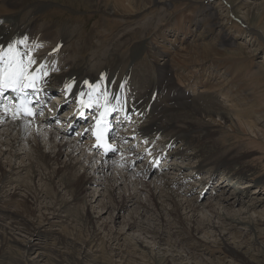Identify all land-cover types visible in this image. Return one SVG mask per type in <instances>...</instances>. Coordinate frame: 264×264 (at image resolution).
Wrapping results in <instances>:
<instances>
[{
    "label": "rangeland",
    "instance_id": "obj_1",
    "mask_svg": "<svg viewBox=\"0 0 264 264\" xmlns=\"http://www.w3.org/2000/svg\"><path fill=\"white\" fill-rule=\"evenodd\" d=\"M146 1L147 0H125L123 5H129L132 7L131 12L127 15L118 12L120 10L116 7V0H111L110 4L112 5V8L108 11L102 7L91 4L89 0H18V5H20L18 10L20 9L19 11L21 14L25 15L27 13H33L35 20H41L45 26L48 25L51 28L58 27L65 31L68 35L67 46L69 48L75 44L78 45L81 42V38L87 40L89 48L83 47L80 55L87 59L95 58L90 62L91 64L95 62V64H97V62H100V64L104 63V65L109 64L110 59L105 57V61L102 62L101 60L103 58L98 56H108L109 54H112V58L114 55H117L122 61L124 58L123 54L131 49H133L134 54L138 53L139 47L144 49L145 45H150L149 48L153 49V44H148L147 41L161 40L162 32H166V29L164 28H172L176 32L179 24L182 27L193 29L191 23L200 11H207L211 14L215 13L216 21L220 24V29H216L215 32L220 35L224 34L226 36V41L228 42V44L222 48V57L226 59L223 64L226 65L222 64L223 66L221 65V67H224L225 69L227 68L229 71L230 69L233 71L236 68L237 76L242 87L249 93L251 98L250 104H252L253 107L247 109L250 111H245L242 117L243 119L252 122L254 131L250 128L246 131L240 129L235 130L226 124L220 126L221 122L218 117L210 119L209 117L195 113L191 108H181L178 113V118L180 124L191 123L193 125V130L196 132L204 131L206 133L207 128L205 129L203 125H208L212 133L205 139V142L216 145L225 153L235 152V157L239 158L240 164H244L248 173V177L239 183L240 187H245L251 181L258 184L256 187L251 188V195L257 197L259 200L254 202L256 204L255 208H251L249 213L251 215H257V213L263 215L264 0H171L169 5L154 3L146 9H140L136 5ZM28 14L26 19H30ZM182 30L184 29L182 28ZM180 33H182L181 35H184L183 32ZM174 37L175 36H172L171 38L174 39ZM190 44V40L184 42L186 48ZM116 46L118 47V52L117 54H114ZM157 49L159 50V48L156 47L155 49L158 52ZM179 49L180 48L171 53V59L160 61H157L158 58L148 50L143 60H146L148 63L157 61L158 64L163 61L165 64L164 68L170 69L169 67L171 66H177L176 54ZM187 50L190 51L191 48L188 47ZM130 53L131 52H128V55ZM161 53L162 48H160L159 54ZM161 56L162 55H160V57ZM98 59L100 60L97 61ZM158 67L160 68V66ZM225 69H222L221 72ZM162 70L164 69L162 68ZM165 72L168 73L169 70L168 72ZM169 76H171V74H169ZM207 78L208 74L206 75V79ZM231 78V75L226 74V77L224 76L220 82L213 81L208 86H205L203 90H215L216 97L201 96L203 94L202 92L200 97L192 99L193 103L204 109L215 108L216 106L224 107L227 104H231V102L227 100L229 97L226 94V89L231 86ZM172 80H175L176 86H179V83L185 85L181 79L169 78V81ZM217 103L220 104L216 105ZM261 116L263 117L262 120ZM2 128L4 129V127ZM2 131L3 130L0 129V133ZM76 139L78 140L79 138ZM70 141L76 142L74 139ZM77 142L79 143L82 141L79 140ZM48 146L50 147V145ZM2 151L3 148L0 147V153ZM189 151L191 152H188L187 155L190 159L185 162L196 166L202 156H190L192 153L195 154V150L191 148ZM74 155L70 159V162L77 161V159L80 158L79 154ZM0 159L3 164L5 163L6 169L10 170L9 165L11 164H7V159L3 156H0ZM67 159L68 156L65 152L62 155L61 160L64 161ZM27 162H29V159L24 160L23 157L15 158L12 163H14V169L16 170L11 172L10 175L12 176L11 178L13 182L17 180V183H15L20 184V186H23L24 188H26L27 181L31 183V173L24 169L27 167ZM186 166L187 165H185V167ZM204 169L214 171L211 166H207ZM178 170L180 171L182 169L179 167L176 171ZM192 170L193 168L186 171L191 172ZM225 171V168H221L219 171H214L218 172L216 179H220V181L223 182L222 177L224 176ZM122 172L123 171L119 172L117 169L110 170L107 168L105 169V172H100L98 170L96 172H89V183L86 184L83 201L79 202L77 205H72L71 208L68 209L69 211L66 209L68 212H63L61 215L52 214L54 213L53 210H46L45 213H47L46 217H49V223L45 224V226H43L44 224L42 225V228L40 229L41 232L38 231V235L34 234L31 236L27 230H18L11 227L10 221H12V219L7 215L11 210L2 209L0 211V237L2 238L3 235L5 236V233L2 232H4L3 229L7 227L9 233L8 236H11L12 239L14 238L18 241L20 246L12 242L7 243V247H5L6 249L0 254V264H16L14 262L15 259H21L28 264H78L79 260L83 262L82 264H93L91 261H86L87 257L85 255L88 252H91V254L94 253V256H98L100 254V249H97L98 246L95 248L85 247L82 251L81 247L82 244H84L83 237H80L77 240L78 245L81 246L80 249L79 247H76V245L75 249H73L69 246L65 247L64 245L58 244L56 238L57 235L63 233L62 229H64V227H70V229H73L76 225L77 227L82 226V224L87 221L86 219H83L84 214L87 215V210L98 219L95 218L94 221H99V223L103 222L107 225L105 231L103 229L101 230L105 240L101 239L99 242H106L107 237H110L109 232H115L118 240L113 241L111 247L117 250L119 249L118 251H120L121 248H126L125 245H128V240L130 242V239L128 238L131 236L137 238V244L128 245L129 248H126L129 252L128 256L131 257V260L128 257L129 262L131 261L130 264H158L161 256L168 259V262L166 261L167 264H264V221L256 222V233H253V231L250 230V227L247 228L245 225L233 226L231 224L229 225L227 221L223 222L217 219L215 221L218 230L207 229L196 233L183 234L184 232L186 233V231L183 232L178 227L179 225H175L174 222H172L173 225L171 224L167 227L168 229L161 228V222H158L151 216L148 217L151 215V211L149 212V210L144 212L147 215L146 218L143 217L138 220V218H136L137 214L140 211H143V208L140 210V205L136 204V201L134 202V205L129 203L127 206L126 203L125 208L116 207L117 211L115 212V208L114 206H111L108 197V186L106 184H109L107 182H109L110 177H116L115 174H122ZM173 172L174 171H172V173ZM172 173L169 175L171 177H167L166 175L155 179L151 177L148 181L134 179L135 177L131 175H129V178L133 182L137 181L141 184H145L146 187L148 185L156 187L157 183L159 186H164V182L159 181L160 179L170 181L173 176ZM167 178L169 180H167ZM60 179L61 177H59L57 181ZM113 180L114 179L111 181L112 183L114 182ZM133 182H131L132 186ZM33 183L37 188H42L41 183L37 180ZM120 186L121 191L127 193V190H123L126 188L123 185ZM43 187L46 188L45 186ZM4 190L8 194L12 193L14 191L13 185H7ZM67 191L68 190L61 189L60 193L63 197L68 199L70 193ZM251 195L246 197L245 195L242 196L237 194V190L233 186L222 183L221 187H218L217 195L213 196L212 200L204 199L198 203L206 206L209 203H213L212 206L216 207L218 211L231 215L234 212L243 209L246 210V207L252 203L250 202L253 199L250 197ZM144 196L146 197V194L143 193L142 197L144 198ZM50 197L51 196H48L46 199H41L43 203L42 205L48 203V201H50L49 204L51 205L55 204L54 199H50ZM179 198L184 200L187 199L189 201H194L196 199V197H187L182 193L179 195ZM69 199L72 200L71 197ZM105 205L107 206V209L104 208ZM10 207L16 209L17 202L11 204L9 208ZM58 207L59 205H55L54 208ZM194 212L196 214V218L194 219L199 224L200 222L204 223L207 221L211 215L207 207ZM39 214L41 215V213ZM128 219L130 221L137 220L140 228H130L129 225H126ZM18 227L21 226L18 225ZM221 232L224 234V238L220 235ZM48 233L49 235L45 237L44 235ZM223 239L227 242L243 243V247L239 251L240 254L244 255L247 259L232 256V254L225 249ZM176 240L183 242V247L179 246L177 248L178 251L169 250L172 247L171 244L173 242L175 243ZM118 244H120V247H118ZM25 245H28V247L29 245H32V249L27 251L24 249ZM39 252L47 254V256L40 259V261L38 260ZM109 253L111 255L114 252L109 251ZM130 253L132 254L131 256ZM111 258L121 264L120 257L113 254ZM98 264H102V262L98 261Z\"/></svg>",
    "mask_w": 264,
    "mask_h": 264
},
{
    "label": "bare ground",
    "instance_id": "obj_2",
    "mask_svg": "<svg viewBox=\"0 0 264 264\" xmlns=\"http://www.w3.org/2000/svg\"><path fill=\"white\" fill-rule=\"evenodd\" d=\"M124 1L125 0H116V7L118 8V10H120L118 11L120 14L127 15L131 12L132 7H130L129 5L124 6ZM170 1L171 0H147L144 3L136 5L140 9H146L154 3L169 5ZM89 2L98 7H102L107 11L112 8V5L110 4L111 0H89ZM19 6L20 5H18V0H13L11 3H0V16L10 15L13 21L18 22L21 14V12L19 11L20 9L18 10ZM15 14L19 15L17 19L13 16ZM29 21V24H31V20ZM191 24L193 29H188L182 26L180 27V32H183L184 34H186V32L187 34L193 32L188 39L191 42V44L188 46L191 48V50L188 51V47L186 48V46H184V43L183 45L179 46L180 49L176 54L177 66L169 67V71L173 73L172 78L181 79L186 85L187 82L192 79V77L199 75L197 73H200V75L208 74V78L205 84V86H208L213 81L220 82L224 78V76L226 77V74L231 75V86L226 89V94L229 97V99L227 100L230 101L231 104H227L225 106L223 105L224 107L216 106L215 108L204 109L201 106L194 104L192 99H178L174 104H170L169 101H166L164 106H160L159 108H156L152 111L150 124L159 122L160 125L164 128L165 132H168L169 134H177L178 139H180L182 143L185 141V143L183 144L186 148H192L193 150H195V154L192 153L190 156H202L201 160L197 163L196 166L190 163H185V165H187V168L184 167L185 171H188L189 169L191 170V168H193V170L189 172L192 173L195 170L200 171L207 166H211L214 171H219L221 168H225L226 171L224 173V176L222 177V183L233 186L237 190V194H240L242 196L245 195L247 197L248 195H251V188L256 187L258 184L254 183V181H251L245 187H240L239 183L248 177V173L244 164H240L239 158L235 157V152L233 151L225 153L216 145L205 142V139L208 138L212 133L208 125H203L205 129L207 128L206 133L204 131L196 132L193 130V125L191 123L180 124V120L178 118V113L181 108H191L195 111V113L201 114L205 117H209L210 119H213V117H218L219 121L221 122L220 126L222 124H226L235 130L240 129L246 131L248 128H250L254 131L252 122L247 121L242 117L244 112L248 111L247 109L253 107L252 104H250L251 98L249 93L242 87V84L237 76L236 68L233 71H231V69L229 68V71L227 68L225 69L224 67H221V65L226 61V59L222 57V48L226 44H228V42L226 41V36L224 34L220 35L219 33L216 34L215 32L216 29H220V24L216 21L215 13L211 14L207 11H200V13H198L197 16L194 17V20ZM182 28L187 29V31L184 32ZM17 30L18 26L12 25V30L9 33L13 34ZM2 33H7V30L5 28H0V34ZM61 35L62 33L52 34L50 31H44L41 39L46 42L48 37H52L55 39L52 40V42L56 43ZM63 35L65 39L68 37L67 33L65 32H63ZM142 49V47L138 48L139 51H141ZM98 57L105 58L107 56L101 55ZM167 59H171V57ZM99 60L100 59H98L97 61ZM120 62V58L117 55H114V57L109 60V64L104 65V63L100 64V62H97L96 65H98L99 67H109L111 70H113L120 67ZM159 65L161 66L160 68L165 67L163 61L159 62ZM64 67L66 66L62 64V68ZM86 69V67L78 66L75 69L76 71L84 70L85 72L83 74L77 75V78L80 77L81 79H83L85 77L91 76L89 72L86 71ZM222 69L225 70L221 72ZM163 74H165L166 76L165 71L163 72ZM74 76V73H70V75H68V79ZM63 79V73L56 74L52 81V86L55 87V85ZM179 86L183 85L179 83ZM202 92L203 94L201 96L216 97L215 90H202ZM219 104L220 103H217L216 105ZM162 112L166 113L168 116V121L166 124L160 121ZM262 118L263 117L261 116V120ZM185 122L187 123L186 120ZM2 127H4V129ZM0 129L3 130L0 133V147L3 148L0 156H3L7 159L8 165L11 164L9 165L10 170H8L5 167V163L3 164L2 160L0 159V211L2 209H10L11 211L7 213V215H9V217L12 219V221H10L11 227L18 230H27V232L31 236L34 234L38 235L37 233L38 231L41 232L40 229L42 228V225L44 224L43 226H45V224L49 223V217L47 218V213H45L46 210H53L54 213L52 214L61 215L63 212H68V209L71 208L72 205H77L79 202L83 201L86 184L89 183V172H96L97 170L100 172H105L106 168L115 170L112 164H104L103 162H100L96 154L88 151L83 145L75 141H70L71 139L68 140L69 138L67 139L65 133L61 132L60 130L52 129V127L47 128L41 122L30 124V121L28 120L16 122L9 120L5 123L0 122ZM48 145H50V147ZM65 152L67 153L68 159L62 161L61 157ZM74 154H79L80 158L78 157L79 159H77V161L70 162V159ZM18 157H23L24 160L29 159V162L26 163L27 167L24 169L31 173V183L27 181L26 188L20 186V184H16L17 180L15 181L16 183L13 182L11 178L12 176H10L11 172H14L16 170L14 169V163H12V161H14V159ZM115 175L116 177L111 175L112 177H110L109 182H107L109 184H106L108 186V197L110 199L111 206H114L115 208V212L117 211L116 207L125 208L126 203L127 206L129 203H132L134 205V202L136 201V204L140 205L139 209L141 210V208H143V211H140L137 214V217H135L138 218V220L142 219L143 217L146 218L147 215L144 212L149 210V212L151 211V215H149L148 217L151 216L153 219L161 222L162 225L160 226L163 229L167 228L171 224L173 225L172 222H174L175 225H179L178 227L183 232L186 231V233L184 232L183 234H191L194 232L196 233L207 229L218 230L215 220L219 219L223 222L227 221L229 225L231 224L233 226L245 225L247 226V228L250 227V230L253 231V233H256V222L264 221V214L262 215L256 212L257 215H251L249 213L251 208H255L256 204L254 202H257L259 200L257 199V197H253V195L250 196L253 198L250 201L252 203L249 204V206L251 207L247 206L246 210L243 209L238 212H234L231 215H227L222 211H218L216 207H213V203H209L206 206L198 203L197 199H195L194 201H189L187 199H182L183 197L179 198V195H181V193H179V191L174 188H170L169 186L172 178L170 181L160 179L159 181L164 182V186H159V184L157 183L156 187H152L151 185H148L146 187L145 184H141L137 181L133 182L129 178V174L127 173L122 172V174ZM59 177H61V179L57 181ZM112 179H114L113 183L111 182ZM134 179L140 180L136 177ZM35 180L41 183L42 188L36 187V185L33 183ZM131 182H133V186ZM7 185H13L14 191L10 194H8L4 190ZM120 185H123L126 188L123 190H127V193H123V191H121ZM43 186H45L46 188H44ZM61 189L68 190L67 192L70 193L69 198L71 197L72 200L63 197L60 193ZM143 193L146 194V197L144 196V198L142 197ZM48 196H51L50 199H54L55 204L51 205L49 204L50 201H48V203L42 205L43 203L41 199H46L48 198ZM15 202H17L16 209H13L12 207L9 208V206L11 204H14ZM55 205H59V207L54 208ZM106 207L107 206L105 205L104 208L107 209ZM206 207L210 211L209 213H211L208 220H211H207L204 223L200 222L199 224L194 219L196 218V214L194 211L202 210V208L204 209ZM66 209L68 211H66ZM86 212L87 215L84 214L83 219H86L87 221H83L84 223L82 224V226L77 227V225L75 224L76 226L73 229H70V227H64V229H62V234L57 235L56 233L57 243L64 245L65 247L69 246L73 249H75L76 245V247H79L80 249L81 246L78 245L77 240L80 237H83L84 244H82L81 247L82 251L83 249H85V247L95 248L96 246H98L97 249H100V254L98 256H94V253L91 254V252H88L85 255L87 257L86 261H91L93 264H98V261H101L102 264H120L111 258L114 254L115 256L120 257L121 264H130L131 261L129 262V259L131 257L128 256L129 252L126 250V248H129L128 245H133L135 243L137 244V238H133L132 236L128 238L130 239V242L128 240V245H125L126 248H121L120 251H118L119 249L117 250L111 247L112 242L118 240L115 232H109L110 237L108 236V238L106 236V242H99L101 239L105 240L101 233V230L103 229L105 231L107 229V225H105L103 222L99 223V221H94L96 217L90 214L88 210ZM244 212L247 214H245ZM39 213H41V215ZM18 225L21 227H18ZM126 225H129V227L133 229L140 228V226H138L137 220L130 221L128 219ZM3 231L4 232L2 233H5V236L3 235L2 238L0 237V254L6 249L5 247H7V243L12 242L20 246L18 241H16L14 238L12 239L11 236H8L9 233L7 227H5ZM47 235H49V233L44 236L47 237ZM220 235L222 236V238L225 237L222 232L220 233ZM223 240L225 249H227V251L230 252L232 256H236L239 258L243 257L244 259H247L244 255H241L239 251L240 249H242L243 243L227 242L225 239ZM182 243L183 242L176 240L175 243L173 242L171 244L172 247L170 246L171 249L169 250L178 251L177 248L179 246L183 247L184 243ZM118 247H120V244H118ZM24 249H26L27 251L29 249L31 250L32 245H29V247L28 245H25ZM109 251H112L114 253L110 255L111 252L109 253ZM131 255L132 254L130 253V256ZM45 256H47V254L39 252L38 260L40 261V259ZM166 261L168 262V259L161 256L158 264H167ZM14 262L16 264H28L21 259H15ZM82 263L83 262L81 260L78 261V264Z\"/></svg>",
    "mask_w": 264,
    "mask_h": 264
},
{
    "label": "snow or ice",
    "instance_id": "obj_3",
    "mask_svg": "<svg viewBox=\"0 0 264 264\" xmlns=\"http://www.w3.org/2000/svg\"><path fill=\"white\" fill-rule=\"evenodd\" d=\"M24 43V41H19ZM55 51V50H54ZM26 54L20 52L16 48L15 43L8 44L7 48L0 47V94H3L7 89H12L17 92H24L27 88L36 89V81L42 77H38L36 73L42 72L44 65H39L34 72H30V68L37 62L34 57L28 56L25 59ZM44 76H47V72H43ZM87 83V81L85 82ZM72 85H66L67 89H71ZM84 93H81L83 96ZM81 104L84 105V101L81 100ZM87 107H93V103L90 101ZM29 115L33 114L31 109H26ZM110 111H115L111 109ZM102 113L101 115H104ZM103 133L100 132L97 135L98 141L102 140ZM114 151V149H109Z\"/></svg>",
    "mask_w": 264,
    "mask_h": 264
}]
</instances>
